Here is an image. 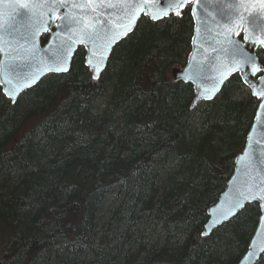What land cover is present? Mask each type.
I'll return each mask as SVG.
<instances>
[{
  "label": "trees",
  "instance_id": "1",
  "mask_svg": "<svg viewBox=\"0 0 264 264\" xmlns=\"http://www.w3.org/2000/svg\"><path fill=\"white\" fill-rule=\"evenodd\" d=\"M194 30L191 5L146 15L98 79L81 46L68 72L17 101L0 84V264H239L258 201L201 231L260 98L237 72L192 106L194 84L169 70L186 63Z\"/></svg>",
  "mask_w": 264,
  "mask_h": 264
},
{
  "label": "water",
  "instance_id": "2",
  "mask_svg": "<svg viewBox=\"0 0 264 264\" xmlns=\"http://www.w3.org/2000/svg\"><path fill=\"white\" fill-rule=\"evenodd\" d=\"M0 0V84L17 101L24 90L48 73L68 72L76 52L85 48L93 77L108 67L114 47L135 31L143 16L154 20L192 5L194 33L186 63L171 67L174 79L195 86V107L213 99L234 74L241 73L251 93L260 98L243 150L219 198L209 206L202 232L209 235L235 217L248 202L258 201L261 215L240 264H256L264 254V0ZM49 33L42 41L44 33ZM239 41L255 61L234 57ZM253 41L255 43H253ZM264 264V261L262 262Z\"/></svg>",
  "mask_w": 264,
  "mask_h": 264
},
{
  "label": "snow or ice",
  "instance_id": "3",
  "mask_svg": "<svg viewBox=\"0 0 264 264\" xmlns=\"http://www.w3.org/2000/svg\"><path fill=\"white\" fill-rule=\"evenodd\" d=\"M53 2H59V3H64L65 0H53ZM101 2H104V0H101ZM184 2V0H171V3L169 6H172V4H182ZM177 15H179V12L176 13ZM154 19H156L157 17H153ZM236 47L233 49L232 51V55L234 57L240 56V57H244L245 59V63L249 66V68H251L253 62L255 61V56L254 54H250L249 50H246L243 45H241L239 43V41H235L234 42ZM253 43H255L253 41ZM204 235H206V233H203Z\"/></svg>",
  "mask_w": 264,
  "mask_h": 264
},
{
  "label": "bare ground",
  "instance_id": "4",
  "mask_svg": "<svg viewBox=\"0 0 264 264\" xmlns=\"http://www.w3.org/2000/svg\"><path fill=\"white\" fill-rule=\"evenodd\" d=\"M92 75H93V74H92ZM192 103H193V102H192ZM250 127H251V126H250ZM249 130H250V129H249ZM248 132H249V131H248ZM247 134H248V133H247ZM244 146H245V145H244ZM242 150H243V149H242ZM242 150H241V151H242ZM239 153H240V152H239ZM236 156H237V155H236ZM235 158H236V157H235ZM235 166H236V165H235ZM228 180H229V179H228ZM226 185H227V184H226ZM217 199H218V198H217ZM210 205H211V204H210ZM210 205H209V206H210ZM209 206H208V208H209ZM208 208H207V209H208ZM241 211H242V210H241ZM208 215H209V209H208ZM209 217H210V215L208 216L207 220L209 219ZM207 220H206L205 224L207 223ZM259 220H260V219H259ZM227 221H229V220H227ZM227 221H225V222H227ZM225 222H223V223H225ZM258 222H259V221H258ZM205 224H204V226H205ZM221 225H223V224H221ZM221 225H219V226H221ZM257 225H258V224H257ZM204 226H203V228H204ZM219 226H217V227H219ZM153 227H154L153 224L148 225V226H147V230L151 231L152 233H155L157 230H159L161 236H159V237L152 236V237H151V241H152V240H155L156 238H161V237L164 235V234H162V232H161L159 226H158L157 229L155 228L156 230H155V229L152 230ZM217 227H215V228H217ZM256 227H257V226H256ZM215 228H214V229H215ZM214 229H213V230H214ZM255 229H256V228H255ZM202 230H203V229H202ZM213 230H212V231H213ZM255 231H256V230H255ZM201 232H202V231H201ZM202 233H203V232H202ZM254 233H255V232H254ZM211 234H212V233H211ZM154 235H155V234H154ZM203 235H204V234H203ZM209 235H210V234H209ZM253 235H254V234H253ZM252 237H253V236H252ZM252 237H251V238H252ZM250 240H251V239H250ZM249 242H250V241H249ZM249 244H250V243H249ZM248 246H249V245H248ZM247 248H248V247H247ZM246 250H247V249H246ZM245 252H246V251H245ZM245 252H244V254H245ZM244 254H243V256H244ZM243 256H242V257H243ZM263 256H264V254L261 255V257L258 259V261H259ZM242 257H241V258H242ZM241 258H240V260H241ZM258 261L256 262V264L258 263ZM263 261H264V259L261 261L260 264H262ZM239 264H240V261H239Z\"/></svg>",
  "mask_w": 264,
  "mask_h": 264
},
{
  "label": "rangeland",
  "instance_id": "5",
  "mask_svg": "<svg viewBox=\"0 0 264 264\" xmlns=\"http://www.w3.org/2000/svg\"><path fill=\"white\" fill-rule=\"evenodd\" d=\"M171 70H169V74H171V72H170ZM250 90V89H249ZM113 200H114V198H113V196L112 195H110V196H108V198L106 199V203H105V205L106 206H109L111 203H113ZM114 203H115V201H114ZM113 203V204H114ZM155 235V237H159V236H161V234H160V232H159V230H157L155 233H154Z\"/></svg>",
  "mask_w": 264,
  "mask_h": 264
}]
</instances>
